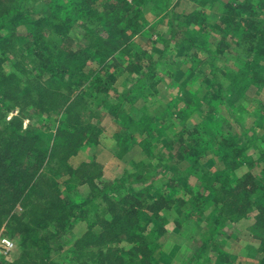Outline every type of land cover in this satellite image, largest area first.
<instances>
[{
	"label": "rangeland",
	"instance_id": "1",
	"mask_svg": "<svg viewBox=\"0 0 264 264\" xmlns=\"http://www.w3.org/2000/svg\"><path fill=\"white\" fill-rule=\"evenodd\" d=\"M23 1L7 0V4L14 8L20 5L28 6L26 1L24 3ZM175 1L144 0L142 6L146 18L143 31L130 43L132 48L130 53H122L110 58L116 74L113 73L115 79L112 80L106 94L96 96V93L89 91L84 94L82 101V98L78 99L76 94L72 93L71 102L47 114L40 113L24 99H16V101L7 98L5 101L3 95L2 100L0 99V113L4 118L0 128L10 126V120L17 118L14 124L19 128L18 131H29L27 132L30 135L29 140L40 136L44 141L42 148L45 149L47 144H53V133L59 124L61 125L62 122L68 124L70 116H75V113H79L87 106L88 111L91 112L87 124L101 128L102 133L97 144L84 145L85 140L79 151L68 161L71 166L79 170H81L80 166L87 163L88 174L82 178L84 170L70 176L66 170L61 172L62 169L60 171L53 169L55 172L52 170L47 176L59 182L70 204L85 202L92 191L93 182L99 188H103V183L96 177L95 172L101 170L104 175V168L107 167L108 176L120 174V177L113 181L121 180L125 185L124 192L129 191L131 186L135 192L151 191L153 194L161 189L167 191V198L174 205L172 210L163 212V216L169 222H174L176 231L174 229V233L171 232V235L166 237L168 234L164 236L165 227L163 232L160 231L162 222L152 221L148 229L150 233L145 238L155 250L153 255L155 264L161 262L162 264H217L214 261L216 250L230 254V262L226 261L222 264H261L262 252L259 247L263 243L264 233L260 227H255L257 211L245 216L229 215L228 208H225L226 212L223 208L220 209L222 203L217 199L225 194L223 181H235L249 172L262 180L261 183L264 185V164L254 162L252 166H241L231 170L230 161H224L217 155L212 156L213 152H208L207 154L212 157L197 166L194 165L193 154L190 155L184 149V144L195 148L193 136L201 133L212 137L222 133L236 137L242 146L245 145L247 154L255 158L260 157L264 149L262 119L264 113L260 106L254 104L255 100L264 102V84L257 87L256 84L248 83L246 88L241 85L239 81L251 80L245 67L247 62L246 54L243 52L245 47L240 46V35L234 30L226 34L223 25L219 23L227 3L243 2V0H201V4H199L200 0H181L180 6L175 9L177 13H174ZM43 4L45 9L52 6L48 4L47 7L45 3ZM197 10L203 11L205 23H188L189 13H195ZM247 12L243 13L244 29L248 27L250 20ZM259 18L264 28V12L259 14ZM80 19L81 23H86L88 26L95 27L97 24L87 21L85 16ZM7 29L2 28V32H7ZM174 30L189 31L187 34L194 37L198 51L195 52L194 47L188 50L179 45L178 42L182 39L180 34L173 35L167 43V38ZM84 34V29L79 26L70 30V36L74 40L72 45L75 47L80 45V42L84 41ZM222 37L225 39L220 40ZM82 43L81 45L86 47L87 44ZM24 46L25 41L22 44L19 42L17 51L6 54L3 70L22 75L24 74L22 69L31 70L35 67L31 56L26 54ZM141 48V58L132 56V53ZM152 63L156 65L157 76L151 79L147 75L134 87L133 84L153 67ZM135 64L143 67L140 69L141 72L129 70ZM211 64L214 65V72L210 73L213 69ZM214 74L223 82L228 92L224 97L226 99L213 98L209 94L212 90L211 83L202 80V77L207 76L213 78L211 82H214ZM122 108L133 114L128 124L113 120V113ZM179 111H185L187 116L177 117ZM145 115L155 120V128L150 133H142L146 131L141 127L143 123L140 119ZM86 116L85 111L82 117L86 118ZM132 120L136 121V124ZM164 128H168L165 134L162 132ZM140 134H148V139L152 141L151 154L144 151L138 142V139H141ZM166 139L174 143L173 149L163 144ZM198 148L204 150L201 146ZM3 180V176H0V195L6 193L7 184L5 185ZM170 180H175L173 187H168ZM200 193L203 199L201 205L197 204L201 200L195 198ZM5 196L7 195L2 198L5 199ZM105 196L101 194L97 199L88 202L84 206L88 214L78 219L72 217L60 238L51 241L53 247L62 245L64 248L51 252L54 262L82 264L84 256L77 257L78 254L79 256L82 254V250L86 252L87 248L76 245L77 240L92 226L99 234L105 229L106 222L113 219L107 202L103 200ZM25 210L18 201L0 219V236L10 239L15 244L14 250L9 254H0V264H12L21 256L25 234L14 231L13 227L16 225L15 216H20ZM56 224H59V220L38 229L37 237L41 239L46 235L52 237L55 234ZM31 241L32 238H29V245ZM174 244H180L182 247L178 254L169 250ZM124 245L132 246L128 243ZM40 248L44 253L43 248ZM166 251L169 252L167 256L172 258L171 263L163 259ZM36 255L39 257L41 253ZM46 262L50 263L51 260L46 259ZM90 264L95 263L92 261Z\"/></svg>",
	"mask_w": 264,
	"mask_h": 264
},
{
	"label": "trees",
	"instance_id": "2",
	"mask_svg": "<svg viewBox=\"0 0 264 264\" xmlns=\"http://www.w3.org/2000/svg\"><path fill=\"white\" fill-rule=\"evenodd\" d=\"M25 1L28 6L20 5L14 8L7 4V0H0V52L2 54L0 99L3 95H5L3 98L5 101L7 98L24 99L40 113L47 114L71 102L72 93H75L78 99L82 98V101H84V94L89 91L96 93V96L106 94L112 80L115 79L113 73L116 74L111 66L110 58L122 53H130L132 51L130 43L143 31L146 18L142 6L144 0H103L102 2L97 0L95 2L94 0H24L23 3ZM42 2L47 7L48 4L52 6L45 9ZM180 3L181 0L174 2V13H177L175 9L180 6ZM73 11L76 13L73 14ZM246 11L249 13L250 20L248 27L244 29L242 27L243 13ZM261 12H264V0L234 1L227 3L219 21L226 34L234 30L241 36L239 43L241 47H245L243 51L247 57L245 67L251 79L250 82L239 81L244 88L249 85L248 83L256 84L257 87L264 84V28L259 18ZM83 16L87 17V21L97 23L96 26L81 23L80 17ZM188 16L190 17L188 23H205L201 10L191 12ZM78 26L84 29L85 38L83 37L82 42L87 44L86 47L81 45L82 42L77 47L72 45L74 40L70 36V30ZM2 28H8V31L2 32ZM188 32L174 30L166 42H170L173 35L180 34L182 39L178 42L179 45L188 50L194 47L197 52L198 46L194 37L187 34ZM224 37L220 40H224ZM24 41L25 52L31 56L35 67L31 70L22 69L24 72L22 75H17L13 71L6 72L3 70L6 54L17 51L18 43L22 44ZM138 50L132 53V56L141 58L142 48ZM152 64L153 67L133 84L134 87L147 75L151 79L157 76L156 65ZM141 68H143L141 65L135 64L129 70L141 72ZM211 68L213 69L210 73L214 72V65L211 64ZM212 79L207 76L202 77L205 83H211L212 90L209 94L219 100L226 99L224 97L228 92L223 82L215 74V81L211 82ZM254 104L260 106L264 113L262 100H255ZM85 111L87 116L83 118L82 113ZM90 115L91 112L85 106L79 113H75V116L69 117L68 124L63 122L59 124L53 133V144H47L45 149L42 148L44 141L40 136L29 140L30 135L27 133L29 131H18L19 128L15 125L17 118L10 120V126L0 128V176H3V182L7 184L4 194L7 196L3 199L4 195H0V219L18 201L26 209L14 219L16 220L14 231L23 232L25 237L21 256L12 264H57L53 261L51 252L64 248L62 245L53 247L51 241L60 238L72 217L78 219L87 215L88 212L84 206L101 194L106 195L103 200L107 202L113 219L106 222L105 229L99 234L92 226L77 240L76 245L87 248V251L82 250V254L80 256L78 254L77 258L84 256L82 264H90L92 261L95 264H155L153 256L155 250L152 244L145 241V238L150 233L148 229L152 221L155 223L160 220L162 222L160 231H164L168 220L163 216V212H168L174 207L167 198V191L159 189L156 194L151 191L135 192L131 186L129 191L124 192L125 185L121 180L106 181L100 170L95 173L103 183L104 189L93 182L92 191L85 202L70 204L59 182L47 177L53 169L58 171L62 169L61 172L66 170L70 176L84 170V175H80L82 178L88 174L87 163L80 166L81 170H79L71 166L68 159L79 151L85 140L84 145L98 143L102 129L87 124ZM112 116L113 120L128 124L133 114L122 108L114 112ZM178 116H187V113L179 111ZM262 117L264 123V114ZM3 118L0 113V125ZM140 120L143 123L141 127L146 131L142 133H150L155 128V120L148 115ZM132 122L136 124V121L132 120ZM167 129H162L163 134ZM140 135L141 139H138V142L144 151L151 154L152 141L148 139V134ZM193 139L195 148L188 144L183 146L187 153L193 154L194 165L203 164L215 155L224 161H230V169L252 166L254 162L264 164V149L260 157L255 158L247 154L245 145L242 146L236 137H230L224 133L212 137L201 133L195 134ZM163 144L170 149L174 143L166 139ZM199 146L204 150H199ZM208 152H213L214 155L211 156L207 154ZM261 181L251 172L235 181H223L225 194L217 201L222 203L220 209L223 208L226 212L225 208H228L229 215L245 216L252 211H257L255 227H260L264 233V185ZM174 182L175 180H170L168 187H173ZM195 198L201 200L197 204H203L201 193ZM57 220L59 224L55 225V234L52 237L47 235L43 239L37 237L38 229L47 227L52 222L56 223ZM29 238H32L30 245ZM262 242L259 247L262 252H260L262 255L260 262L264 264V240ZM124 243L132 246L128 247ZM32 247H34L33 250ZM40 247L43 248L44 253ZM35 253H41V255L38 257ZM214 257L217 264L230 262V254L227 252L216 250ZM46 259L51 262H46Z\"/></svg>",
	"mask_w": 264,
	"mask_h": 264
},
{
	"label": "crops",
	"instance_id": "3",
	"mask_svg": "<svg viewBox=\"0 0 264 264\" xmlns=\"http://www.w3.org/2000/svg\"><path fill=\"white\" fill-rule=\"evenodd\" d=\"M106 168V169H105ZM104 168V179H106V181H113V179H115V178H118V177H120V174H118V175H113V176H108L107 175V167H105ZM122 172H123V170H122ZM122 174V173H121ZM174 229H175V231H176V227L174 226V222H167L166 223V225H165V230H166V233L164 234V236L165 235H167L168 234V236H166V237H169V235H171V232H173L174 233ZM170 233V234H169ZM181 245L180 244H174L173 246H171V248L169 249L170 251L172 250V251H174V252H177V254H178V251H180L181 250ZM168 250V251H169ZM167 254L169 255V252H167L166 251V255L164 256V258L163 259H165V260H167L168 262H170L171 263V261H172V258L171 257H169V256H167ZM171 256V255H170ZM175 257H176V254L174 255ZM174 257V258H175ZM173 263V262H172ZM161 264H162V262H161Z\"/></svg>",
	"mask_w": 264,
	"mask_h": 264
},
{
	"label": "built area",
	"instance_id": "4",
	"mask_svg": "<svg viewBox=\"0 0 264 264\" xmlns=\"http://www.w3.org/2000/svg\"><path fill=\"white\" fill-rule=\"evenodd\" d=\"M15 244L8 238L0 236V254H9L14 250Z\"/></svg>",
	"mask_w": 264,
	"mask_h": 264
}]
</instances>
